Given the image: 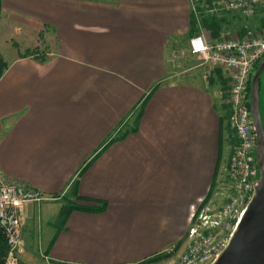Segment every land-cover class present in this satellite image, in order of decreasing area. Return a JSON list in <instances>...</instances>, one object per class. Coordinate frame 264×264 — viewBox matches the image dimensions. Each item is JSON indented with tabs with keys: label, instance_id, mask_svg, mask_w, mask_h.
<instances>
[{
	"label": "crops",
	"instance_id": "0c3cea01",
	"mask_svg": "<svg viewBox=\"0 0 264 264\" xmlns=\"http://www.w3.org/2000/svg\"><path fill=\"white\" fill-rule=\"evenodd\" d=\"M200 15L193 0H0V165L51 196L22 204L24 264H170L185 250L235 143L229 72L197 61L190 38L209 15L215 37L264 28V7ZM78 195L107 206L60 223Z\"/></svg>",
	"mask_w": 264,
	"mask_h": 264
},
{
	"label": "built area",
	"instance_id": "2783aa9c",
	"mask_svg": "<svg viewBox=\"0 0 264 264\" xmlns=\"http://www.w3.org/2000/svg\"><path fill=\"white\" fill-rule=\"evenodd\" d=\"M264 7V0H193L198 16L202 9L216 13L235 11L253 15ZM200 18V17H199ZM200 30L190 38L193 53L203 56L214 65L223 66L230 75L228 96L229 124L235 134L230 160L233 182L230 193L220 202L208 201L196 207L188 228L185 250L170 264H209L227 244L232 230L240 219L259 174L256 160V131L249 102V81L257 60L264 55V28L234 29L218 37ZM223 193V191H218ZM51 198L44 191L5 178L0 165V223L10 246L19 253L22 204L25 201Z\"/></svg>",
	"mask_w": 264,
	"mask_h": 264
},
{
	"label": "water",
	"instance_id": "95a60500",
	"mask_svg": "<svg viewBox=\"0 0 264 264\" xmlns=\"http://www.w3.org/2000/svg\"><path fill=\"white\" fill-rule=\"evenodd\" d=\"M264 59L253 72L249 102L256 131L259 174L253 194L231 232L225 247L209 264H264V115L260 78Z\"/></svg>",
	"mask_w": 264,
	"mask_h": 264
},
{
	"label": "trees",
	"instance_id": "16d2710c",
	"mask_svg": "<svg viewBox=\"0 0 264 264\" xmlns=\"http://www.w3.org/2000/svg\"><path fill=\"white\" fill-rule=\"evenodd\" d=\"M203 23L208 28H210L209 30L213 35H217L221 30V18H218L215 15H211V16L209 15V16L204 17ZM192 32H195V33L197 32L194 26H193ZM41 38H42V33H41ZM21 53L23 54H30V53L42 54V53H45V48L42 49L41 45H36L33 47H27L26 50ZM259 60H257V62L255 63L256 68L258 67ZM0 69L2 70L3 66ZM251 79H252V75L249 81V96H250V88H251ZM136 127L137 126H135V128L133 129H136ZM78 196L83 198L84 200H87V202L81 203L78 201H74L72 199H65L61 206L60 213H59L58 221L60 223H63L65 221L69 212L74 208H83L87 210H103L107 206V201L105 199H98V198H93V197H82L81 195H78ZM9 254H10V246L8 243V238H7V235H6V232L3 226L0 223V264H15L7 260V257ZM15 257H16V254H15ZM22 264L24 263L22 262ZM66 264H70V263H66Z\"/></svg>",
	"mask_w": 264,
	"mask_h": 264
},
{
	"label": "rangeland",
	"instance_id": "374dc122",
	"mask_svg": "<svg viewBox=\"0 0 264 264\" xmlns=\"http://www.w3.org/2000/svg\"><path fill=\"white\" fill-rule=\"evenodd\" d=\"M207 32L211 33L208 29H206ZM47 46L48 45H45V47H43V49L45 48V50H47ZM24 51L26 49H23ZM20 52H23L22 50H20ZM264 59V55L260 58L259 60V64L260 62ZM197 61L199 62H205L206 65H209V66H212V64L206 60V58H204L203 56H199L197 57ZM3 57H2V53H1V50H0V68L3 66ZM258 64V66H259ZM216 66H219V65H216ZM215 66V67H216ZM222 67L223 69H225L226 71H228L226 68H224L223 66H220ZM258 68V67H257ZM256 66H254L253 68V72H255V70L257 69ZM252 72V73H253ZM260 94H261V98H262V111H263V115H264V71L262 72L261 74V78H260ZM229 90H230V87H229ZM228 96H229V93H228ZM228 96H227V102H228ZM229 105V104H228ZM228 109H229V106H228ZM228 115H229V111H228ZM232 129V127H231ZM233 130V129H232ZM232 133L234 134V131H232ZM234 137H235V134H234ZM233 152V151H232ZM232 154V153H231ZM255 154H256V150H255ZM230 160H231V156H230ZM230 160H229V163H228V167H229V174L226 175V178L224 180V183L222 182L221 184V191H223V193H221V195L218 197V199L216 200V202H220V201H223L224 199H226V196L230 193V183L233 182L234 178H233V175L230 171ZM257 160V158H256ZM257 162V161H256ZM21 255L23 256H27L25 252H22L20 251L19 252ZM19 253L16 254V257H15V253H12L10 252V254L8 255L7 257V260L10 261V262H13L15 264H22V261L20 260V256H19Z\"/></svg>",
	"mask_w": 264,
	"mask_h": 264
}]
</instances>
